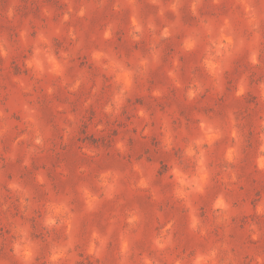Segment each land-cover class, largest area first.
<instances>
[{"label": "rangeland", "instance_id": "rangeland-1", "mask_svg": "<svg viewBox=\"0 0 264 264\" xmlns=\"http://www.w3.org/2000/svg\"><path fill=\"white\" fill-rule=\"evenodd\" d=\"M0 264H264V0H0Z\"/></svg>", "mask_w": 264, "mask_h": 264}]
</instances>
